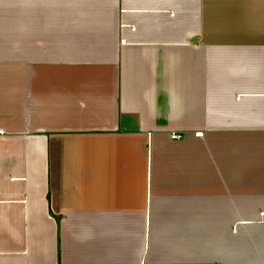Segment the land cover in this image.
Listing matches in <instances>:
<instances>
[{"label": "crops", "instance_id": "crops-1", "mask_svg": "<svg viewBox=\"0 0 264 264\" xmlns=\"http://www.w3.org/2000/svg\"><path fill=\"white\" fill-rule=\"evenodd\" d=\"M0 264H264V0H0Z\"/></svg>", "mask_w": 264, "mask_h": 264}]
</instances>
